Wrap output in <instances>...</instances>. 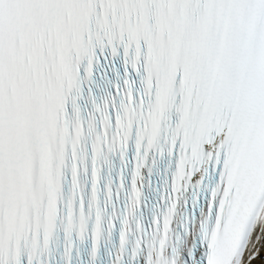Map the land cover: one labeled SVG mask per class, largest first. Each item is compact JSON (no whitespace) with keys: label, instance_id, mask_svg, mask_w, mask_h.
<instances>
[{"label":"snow or ice","instance_id":"1","mask_svg":"<svg viewBox=\"0 0 264 264\" xmlns=\"http://www.w3.org/2000/svg\"><path fill=\"white\" fill-rule=\"evenodd\" d=\"M0 264H264V0H0Z\"/></svg>","mask_w":264,"mask_h":264}]
</instances>
